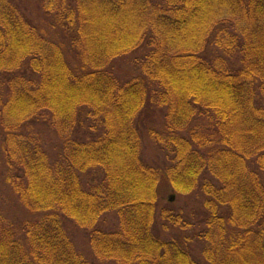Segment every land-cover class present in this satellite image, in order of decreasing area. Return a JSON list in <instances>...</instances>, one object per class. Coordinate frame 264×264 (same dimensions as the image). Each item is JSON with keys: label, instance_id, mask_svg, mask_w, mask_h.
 I'll return each mask as SVG.
<instances>
[{"label": "trees", "instance_id": "1", "mask_svg": "<svg viewBox=\"0 0 264 264\" xmlns=\"http://www.w3.org/2000/svg\"><path fill=\"white\" fill-rule=\"evenodd\" d=\"M0 264H264V0H0Z\"/></svg>", "mask_w": 264, "mask_h": 264}, {"label": "water", "instance_id": "2", "mask_svg": "<svg viewBox=\"0 0 264 264\" xmlns=\"http://www.w3.org/2000/svg\"><path fill=\"white\" fill-rule=\"evenodd\" d=\"M173 200V197H170L169 201H172Z\"/></svg>", "mask_w": 264, "mask_h": 264}]
</instances>
